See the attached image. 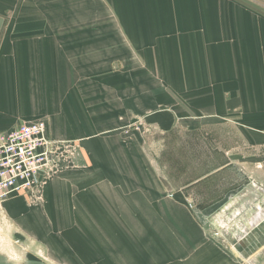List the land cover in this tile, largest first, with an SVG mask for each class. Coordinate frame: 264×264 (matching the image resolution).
<instances>
[{"label": "rangeland", "instance_id": "374dc122", "mask_svg": "<svg viewBox=\"0 0 264 264\" xmlns=\"http://www.w3.org/2000/svg\"><path fill=\"white\" fill-rule=\"evenodd\" d=\"M244 1L264 9L263 0ZM2 5L7 12L1 63H80L82 80L99 84L96 95L82 97L87 131L50 135L58 158L49 179L36 190L18 192L26 205L16 204V216L4 207L16 193L0 201V254L16 262L59 264L51 260L62 248L57 225H98L101 252L112 253L114 264H136L142 260L138 256L152 257L140 253L137 240L147 232L135 225L181 224L184 217L191 220L188 213L203 228L205 221L209 236L239 257L237 244L264 228L259 225L264 221V117L259 118L264 108L250 109L242 101L232 103L234 113L225 105L223 114L215 113L209 98L204 100V35H167L173 30L170 17L186 23L183 15L204 7V0H5ZM118 95L127 106L104 119L100 110L117 105ZM237 95L255 99L244 87ZM250 111L257 117L239 116ZM99 113L95 120L104 121L102 130L93 133L91 116ZM106 144L112 147L106 156L127 158L128 165H95L88 149ZM122 168L127 176H121ZM213 203L204 220V206ZM140 208L143 212L136 211ZM3 225L37 226L24 240ZM100 225H107V243ZM261 236L258 232L248 252L255 257L240 255L241 264L264 259ZM65 248L73 250L71 244Z\"/></svg>", "mask_w": 264, "mask_h": 264}, {"label": "crops", "instance_id": "0c3cea01", "mask_svg": "<svg viewBox=\"0 0 264 264\" xmlns=\"http://www.w3.org/2000/svg\"><path fill=\"white\" fill-rule=\"evenodd\" d=\"M4 3L5 0H0V31L2 22L6 18L4 12H7L4 10L6 7L2 5ZM166 17H168L167 14ZM170 18L172 22L170 26L173 30L167 35L187 37L204 35V65L207 63L204 66V100L205 96L209 98L215 113L223 114L225 110L222 105L228 109L227 112H232V105L238 103L241 106L242 101H246L250 109L264 108V9L247 4L244 0H204V7L196 9L193 14L183 15L181 19H188L186 23H177L175 18L173 20L172 17ZM1 55L4 57L5 52L1 50L0 44V134L24 122L40 118H45L49 123L47 131L49 137L50 135L61 137L66 134H81L83 130L87 131L85 126L82 129V118L87 117L85 112L87 106H82V97L96 95V85L99 83L96 79L82 80L80 63H27V61L1 63ZM9 59L12 60V57ZM96 64L93 63L94 69ZM105 79L101 77L100 81ZM225 87L230 88L225 89ZM243 87L254 94L255 99L252 102L245 97L246 100L241 99L240 95H237ZM82 91L85 92L84 95ZM116 97L119 98L115 101L117 105L110 103L102 111L100 110L101 113L105 111L104 119L113 116L114 108L124 110L127 106V99L123 103L124 97L120 95ZM105 98L106 102L113 101L112 96H105ZM94 109L96 108L92 110ZM101 113L91 116L93 122L90 127L94 128L93 133L102 130L104 121L95 120V117L102 115ZM239 116L248 119L257 117L251 111ZM262 117L264 115L259 116V118ZM247 124L257 126L250 122ZM106 146L108 147L105 149H88L95 165L104 167L108 164L128 165L127 158L115 159L110 156L111 154L106 156V151L108 153V149L111 151L110 148H112L111 145L106 144ZM122 170L125 169L122 168ZM124 172L121 176L128 175L126 170ZM106 195L102 196L105 204L108 196ZM25 199L22 193L17 192L5 201L4 207L6 211L16 216V204H20L19 208L26 205ZM88 202L89 205H94L92 200ZM213 205L214 203L204 206V220L207 218L208 208ZM140 209L136 211H142ZM122 212H124L123 209H121ZM125 212L127 213L128 209H125ZM185 216L191 220H186L184 217L181 224L178 222L175 225H147L148 228L146 225H135L133 229L145 233L143 230L145 228L147 232L146 237L137 240V247L141 249V252L139 250L137 252L145 253L148 258L152 257V259H146L138 256L142 260L138 259L136 264H147L146 261L149 264H241L240 255L246 258L255 257L248 252L253 251L252 244L254 240H258V232L264 237V228L260 227L249 239L237 244L242 253L236 257L233 253L226 252L224 247L209 236L205 221L203 228L200 226L202 224L193 220L188 213ZM259 225L264 226V221ZM3 226L7 231L13 230L18 237L26 240L32 234L30 231L36 229L37 225ZM57 226L62 229L57 240V244L62 248L57 249V258L51 259L52 261L59 264H74L76 261L79 264L81 262L114 264L112 253H102L97 243L98 225H68L65 228L64 225ZM100 227H104L101 229L104 230V239L107 243L109 238L107 225H100ZM179 234H183L184 237H180ZM65 238H68V241ZM142 243L146 245H140ZM68 244L72 245V252L66 251L65 247ZM256 261H258L256 264H264V259L260 258ZM0 264L30 263L26 258L16 262L0 254ZM37 264H40V260ZM43 264L47 263L43 262Z\"/></svg>", "mask_w": 264, "mask_h": 264}, {"label": "built area", "instance_id": "2783aa9c", "mask_svg": "<svg viewBox=\"0 0 264 264\" xmlns=\"http://www.w3.org/2000/svg\"><path fill=\"white\" fill-rule=\"evenodd\" d=\"M47 131V122L37 119L0 134V201L13 193L36 190L54 172L56 141Z\"/></svg>", "mask_w": 264, "mask_h": 264}]
</instances>
